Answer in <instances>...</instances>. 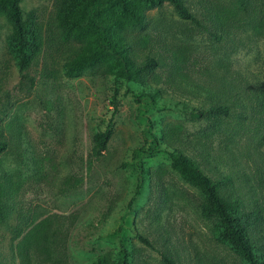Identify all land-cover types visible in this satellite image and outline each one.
Wrapping results in <instances>:
<instances>
[{
    "label": "rangeland",
    "instance_id": "374dc122",
    "mask_svg": "<svg viewBox=\"0 0 264 264\" xmlns=\"http://www.w3.org/2000/svg\"><path fill=\"white\" fill-rule=\"evenodd\" d=\"M63 1L22 0L35 41L24 69L0 14V264H166L163 254L175 264H247L216 241L203 196L166 151L191 157L243 212L264 215V113L255 111L264 95V0H184L197 15L220 6L221 41L169 4L147 10V26L133 35L149 44L134 51L160 66L141 83L117 78L109 64L64 75L86 43L63 38ZM220 101L236 104L230 117L197 120L183 110ZM109 126L96 159L93 135ZM250 221L264 251V222Z\"/></svg>",
    "mask_w": 264,
    "mask_h": 264
},
{
    "label": "trees",
    "instance_id": "16d2710c",
    "mask_svg": "<svg viewBox=\"0 0 264 264\" xmlns=\"http://www.w3.org/2000/svg\"><path fill=\"white\" fill-rule=\"evenodd\" d=\"M21 2L22 0H0V14H4L12 25L10 48L24 69L30 63L35 41L25 28ZM164 4L171 5L182 20L191 22L199 31L207 33L211 38L217 41L224 39L223 29L220 32V26L223 25L220 6L216 7L217 12L213 8L205 7L197 15L186 6L184 0H64L60 5L59 15L64 32L63 38L66 41L86 43V47L65 62L64 75L68 78H78L102 64H109L117 78L129 83H141L146 75L160 66V63L152 55H146L145 62H138L134 48L137 44L146 46L149 40L133 34L134 31L147 26V10L160 8ZM199 5L212 4L209 0H199ZM238 6V10L248 8V5ZM208 20L216 23L215 30L208 29L206 26ZM238 27L239 25H234V28ZM232 98L234 99L233 96ZM256 104L255 111L264 113V95ZM236 107L234 102L220 101L208 109L191 107L183 110L193 119L217 120L230 117ZM239 117L243 118L244 115L241 114ZM112 131V127L109 126L105 131L93 135L92 155L96 159H100L108 149ZM0 150H4L2 144ZM166 152L173 169L187 184L196 187L203 196L204 202L199 209L205 219L213 222L216 241L228 247L247 264H264V251L255 245L253 224L250 221L254 219L255 223L264 222V215L259 211L243 212L240 201H233L223 193L224 184L213 181L182 151L173 149ZM67 182L69 185L73 183V187L81 183L77 179L71 183L69 179ZM142 241L151 246L147 239L142 237ZM163 259L166 264H175L166 254H163ZM122 264L129 263L125 260Z\"/></svg>",
    "mask_w": 264,
    "mask_h": 264
}]
</instances>
